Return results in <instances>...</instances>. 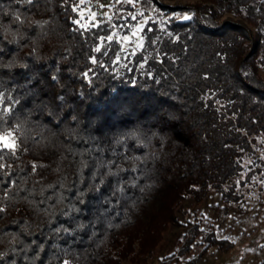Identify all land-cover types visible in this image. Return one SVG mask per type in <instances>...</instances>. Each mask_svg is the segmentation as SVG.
I'll list each match as a JSON object with an SVG mask.
<instances>
[{
    "label": "trees",
    "instance_id": "trees-1",
    "mask_svg": "<svg viewBox=\"0 0 264 264\" xmlns=\"http://www.w3.org/2000/svg\"><path fill=\"white\" fill-rule=\"evenodd\" d=\"M166 1L0 0V264H150L185 225L174 264L184 203L264 165V0Z\"/></svg>",
    "mask_w": 264,
    "mask_h": 264
},
{
    "label": "rangeland",
    "instance_id": "rangeland-1",
    "mask_svg": "<svg viewBox=\"0 0 264 264\" xmlns=\"http://www.w3.org/2000/svg\"><path fill=\"white\" fill-rule=\"evenodd\" d=\"M117 2V3H116ZM171 4H193L198 0H167ZM119 4V0H103V5L108 14L113 15L112 6ZM83 11L88 13L85 22L95 17V12L89 6ZM118 37L124 39V34L118 32ZM141 36V23L128 35L125 42L132 41L136 44ZM264 159L263 150L256 152ZM249 163L252 158H249ZM263 169L260 170L259 167ZM251 176L247 179L245 172L238 178L240 199L227 201L219 193H213L203 201L187 200L180 212L182 218L193 216L196 213L202 223V233L193 242L192 248L180 255L181 260H174V264H181L183 260L196 259L195 264H264V165L255 163L248 167ZM240 179H243L242 181ZM185 225H171L158 244L155 257L150 264H160L162 255L176 251L184 246L182 238ZM215 234L227 238L231 246L217 248L208 242V236ZM206 246V247H205ZM190 259V260H189ZM126 264H130L126 262Z\"/></svg>",
    "mask_w": 264,
    "mask_h": 264
},
{
    "label": "built area",
    "instance_id": "built-area-1",
    "mask_svg": "<svg viewBox=\"0 0 264 264\" xmlns=\"http://www.w3.org/2000/svg\"><path fill=\"white\" fill-rule=\"evenodd\" d=\"M94 9L99 17L104 19L106 18L104 7L101 4V0H94Z\"/></svg>",
    "mask_w": 264,
    "mask_h": 264
},
{
    "label": "snow or ice",
    "instance_id": "snow-or-ice-1",
    "mask_svg": "<svg viewBox=\"0 0 264 264\" xmlns=\"http://www.w3.org/2000/svg\"><path fill=\"white\" fill-rule=\"evenodd\" d=\"M28 2L31 3L32 0H28ZM184 19H189V17L185 16ZM0 139H2V138H0ZM65 264H67V262H65Z\"/></svg>",
    "mask_w": 264,
    "mask_h": 264
}]
</instances>
